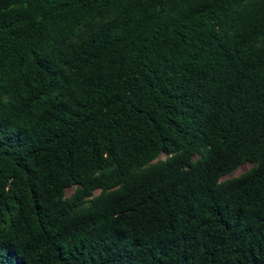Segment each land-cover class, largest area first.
Instances as JSON below:
<instances>
[{
    "label": "trees",
    "instance_id": "obj_1",
    "mask_svg": "<svg viewBox=\"0 0 264 264\" xmlns=\"http://www.w3.org/2000/svg\"><path fill=\"white\" fill-rule=\"evenodd\" d=\"M0 264H264V0H0Z\"/></svg>",
    "mask_w": 264,
    "mask_h": 264
},
{
    "label": "rangeland",
    "instance_id": "obj_2",
    "mask_svg": "<svg viewBox=\"0 0 264 264\" xmlns=\"http://www.w3.org/2000/svg\"><path fill=\"white\" fill-rule=\"evenodd\" d=\"M161 158L164 159L163 157H161ZM251 168H252V165L244 164L240 168H238L232 175L226 176L224 178V180H228V179L238 177V176L244 174L245 172L249 171ZM72 193H73V189H69L66 191V196H70V194H72Z\"/></svg>",
    "mask_w": 264,
    "mask_h": 264
}]
</instances>
